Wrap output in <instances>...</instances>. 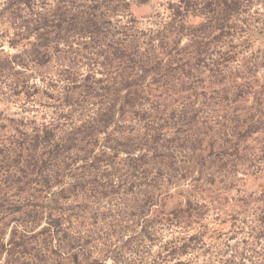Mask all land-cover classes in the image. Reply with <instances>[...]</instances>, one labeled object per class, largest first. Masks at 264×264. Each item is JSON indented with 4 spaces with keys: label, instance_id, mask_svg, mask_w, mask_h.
I'll return each mask as SVG.
<instances>
[{
    "label": "trees",
    "instance_id": "16d2710c",
    "mask_svg": "<svg viewBox=\"0 0 264 264\" xmlns=\"http://www.w3.org/2000/svg\"><path fill=\"white\" fill-rule=\"evenodd\" d=\"M153 1L0 0V87L30 98L32 77L62 84L48 121L0 112V264H120L132 241H153L156 226L187 229L218 211L221 185L247 161L264 178V57L237 62L250 36L242 13L255 0H164L165 12L139 28L132 8ZM51 62L63 68L55 78L42 72ZM100 177L142 206L140 231L94 256L77 199ZM253 203V257L235 253L264 264V184ZM221 225L218 236L233 235L231 222ZM202 237L164 248L185 251Z\"/></svg>",
    "mask_w": 264,
    "mask_h": 264
},
{
    "label": "rangeland",
    "instance_id": "374dc122",
    "mask_svg": "<svg viewBox=\"0 0 264 264\" xmlns=\"http://www.w3.org/2000/svg\"><path fill=\"white\" fill-rule=\"evenodd\" d=\"M164 2V0H156L146 6L133 7L134 15L138 19V27L142 28V24H146L149 18H154L157 12H165ZM242 18L245 20V24L248 25L250 36L246 44L237 47L239 51L237 62L248 61L254 64L255 62H260V58L264 57V0H255L249 9L242 13ZM243 40V38H239L237 42L241 43ZM5 50H8L11 54L15 53L14 50L9 49L6 45ZM61 70L63 68L61 69V67L51 62L42 69V72L47 77L55 78ZM72 71L79 74L86 72L84 67ZM22 73L29 75L31 71ZM262 73V69L259 70V74L261 75ZM96 77H100V74L97 73ZM29 82L28 87L31 92L33 91L30 98L26 97L23 90H21V93L13 95L9 94L8 88L4 87V85L0 87V112L4 116L13 119L35 118L37 124L54 118L58 112V102L54 101L53 96H58L62 84L53 85L47 79L40 80L39 77H32ZM83 103L86 102L83 101ZM204 116L206 117L207 115L205 114ZM67 122H69V119ZM77 124H79V121H77ZM249 144L251 147H257L258 141L254 137L249 141ZM98 147L94 148V153L99 152ZM257 162L256 160L247 161L244 165L245 167H242L232 177L227 179L225 186L221 185L219 203L222 206H218V211L209 213L200 223L192 224L187 229L156 226L154 228L153 241L142 243L137 240L132 241L123 252V263L120 264H250L248 259H245L244 262L240 261L238 254L235 252L245 254V258L253 257L249 249L254 246V240L250 236V229L255 226L254 214L256 205H254L253 200L260 194V185L264 184L263 174H260ZM248 175L249 177H247ZM102 179L105 178L100 177L91 182L89 185L92 190L86 193L85 198L77 199L82 212L85 215L87 214V219H89L84 222L85 226L80 229L85 232L86 230L91 232L93 242L97 246V249L93 251L94 256H98L100 251H105L107 245L108 248H113L115 244V246H120V241L116 239L117 237L122 236L126 240L140 231V225L136 217L139 211L136 207L139 204L142 206V198L132 193L112 195L113 191L109 187V182H107L109 179ZM69 180L70 178L65 181L64 186L69 184ZM180 188V190H186V183H182ZM116 189L114 188L113 190ZM55 190L57 189L54 188L53 191ZM167 190H169L170 194H173L179 188L172 185ZM226 199L229 201L227 202ZM245 199L250 201L246 203V207L243 206ZM167 202V208H171L176 203L170 200ZM95 213L99 217L97 223L93 224L94 221L90 218ZM224 222L226 224H223ZM230 222L234 236L231 235L232 233L218 236L214 228H219V224L222 223L221 228L227 230ZM44 226L45 221L42 220L36 231ZM197 233L203 234L202 240L189 242V247L185 251L182 249L176 251L173 245L164 248V245L173 239L179 241L180 238H189ZM231 236H233L232 239H230ZM243 239L247 240L248 245L243 243ZM257 247L260 246L257 245ZM170 251L173 254L167 255ZM103 263L113 264L110 258L104 260Z\"/></svg>",
    "mask_w": 264,
    "mask_h": 264
}]
</instances>
